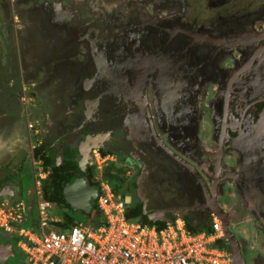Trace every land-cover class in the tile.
<instances>
[{"label":"flooded vegetation","instance_id":"flooded-vegetation-1","mask_svg":"<svg viewBox=\"0 0 264 264\" xmlns=\"http://www.w3.org/2000/svg\"><path fill=\"white\" fill-rule=\"evenodd\" d=\"M231 1L0 0V73L19 77L0 97V136L19 131L27 153L0 192L36 208L34 164L96 186L94 153H109L127 212L208 229L223 209L246 264L238 223L263 259L264 3ZM13 239L0 229L9 264Z\"/></svg>","mask_w":264,"mask_h":264},{"label":"built area","instance_id":"built-area-1","mask_svg":"<svg viewBox=\"0 0 264 264\" xmlns=\"http://www.w3.org/2000/svg\"><path fill=\"white\" fill-rule=\"evenodd\" d=\"M29 129L38 134L33 123ZM94 156L101 172L113 158L101 151H95ZM34 172V224L24 202H0V229L20 237L18 247L26 264H233L232 252L223 245L226 238L218 217L213 216L209 231L192 230L180 216L160 224L128 218L124 198L115 195L102 173L97 177L102 223L75 222L58 230L50 203L43 198L46 174L40 163L34 164ZM51 224L56 230H50Z\"/></svg>","mask_w":264,"mask_h":264},{"label":"trees","instance_id":"trees-1","mask_svg":"<svg viewBox=\"0 0 264 264\" xmlns=\"http://www.w3.org/2000/svg\"><path fill=\"white\" fill-rule=\"evenodd\" d=\"M92 177L95 175H98V170L91 171ZM76 175L64 171V170H55L53 173H51L44 181H43V198L45 201L50 202L53 205H58L60 207V214L62 220V225L58 226V229L64 230L70 225L74 224L75 221L72 219L71 212L74 210L75 212H80L85 218H87V221H84L85 224L89 225H99L103 221V212L98 206V196L94 197L92 199L93 202V208L91 212L86 213L82 210L73 209L72 205L70 203L66 202L65 194L68 189H70L71 185L70 182H73ZM103 178L105 181H108L111 184V187L115 193L116 196H120V190H119V181H120V174L119 169L115 163L107 166L103 171ZM95 185L99 187L100 192V180L97 179L94 181ZM124 198L123 196H121ZM140 213H136L135 216L127 212L128 218H140ZM141 219V222L146 223L149 222L147 219ZM192 230H195L194 228L188 226ZM207 231L210 230V228L206 229ZM16 239V238H15ZM15 242V241H14ZM16 245V243H15ZM16 250H18L16 246ZM17 263L19 264H26V257L25 255H22Z\"/></svg>","mask_w":264,"mask_h":264},{"label":"crops","instance_id":"crops-1","mask_svg":"<svg viewBox=\"0 0 264 264\" xmlns=\"http://www.w3.org/2000/svg\"><path fill=\"white\" fill-rule=\"evenodd\" d=\"M12 5H13V1H12ZM0 37L3 38L1 32H0ZM4 52H5L4 43H2V41L0 40V54L2 53V55H4L3 54ZM5 56H6V54H5ZM18 59H20V62H19L20 63V79H21V81H24L26 78L25 68L26 67L31 68L30 64L32 63V59L29 57V63L30 64L25 62V61H22V58H18ZM33 68H36L34 66V64H33ZM5 73H6L5 77L0 73V97H1V95L4 97L5 94L8 92H10V93L15 92L14 90H11L10 86L15 84L16 79H19L18 76H14V72H12L11 69H8ZM28 75L29 76H27V77H29V78L33 77V73H31V76H30V72H29ZM55 79H57V78H55ZM57 89H58L57 85H54L51 92H57ZM25 147H26L25 146V139L23 137V134L17 130L11 131L9 133L6 131L0 136V176H1L2 181L6 180L7 177L13 176V175L14 176L16 175L17 178L19 179L22 170L24 171L25 167H26L25 161H24L25 154H27L25 152V149H24ZM5 149H6V151H5ZM70 173L76 175L77 177L81 176V174H79V173H74V172H70ZM47 177H45V179ZM17 198H19V197L15 196V195H12V197H10L9 193H6V192L1 193L0 192V202H6L9 205H12L15 202H20V201H18L19 199H17ZM52 207H53V204L50 203V209ZM60 212L61 211L59 209V210L55 211L56 215L52 214V216L56 217V219L58 221V223H56V229H58L59 225H62L63 219L59 216V215H61ZM130 214H132V213H130ZM30 220L32 222L34 221L32 219H30ZM28 222L25 221L26 224H28ZM66 229H64V230H66ZM58 230H60V229H58ZM204 230H206V229H195V231H204Z\"/></svg>","mask_w":264,"mask_h":264},{"label":"water","instance_id":"water-1","mask_svg":"<svg viewBox=\"0 0 264 264\" xmlns=\"http://www.w3.org/2000/svg\"><path fill=\"white\" fill-rule=\"evenodd\" d=\"M261 126L264 129V118L261 120ZM223 133L224 130H223ZM222 149V148H221ZM71 188L66 192V202L70 203L73 209L82 210L86 213L91 212L93 208L92 199L100 194L98 186H92L86 177L75 176L73 182H70ZM21 198V197H19ZM131 197L125 200L126 206H130ZM35 201L33 198L29 200L28 212L32 216L34 215ZM218 217L223 223V230L225 233V238L231 240L234 245L233 254V264H246L241 251L238 247L237 242L234 240L233 234L229 231V216L222 209L214 215ZM34 224V221H33ZM16 256L12 244H5L0 242V264H9V259Z\"/></svg>","mask_w":264,"mask_h":264},{"label":"rangeland","instance_id":"rangeland-1","mask_svg":"<svg viewBox=\"0 0 264 264\" xmlns=\"http://www.w3.org/2000/svg\"><path fill=\"white\" fill-rule=\"evenodd\" d=\"M230 3L231 4H235L236 6L239 5L240 7H242V6L245 7L248 3H253V4L257 3L255 8H259V7L262 6V3H264V0H232ZM0 8H1V4H0ZM105 167H107V166H105ZM96 170H98L97 167H96ZM103 171H102V176H103ZM24 201L27 202V200H24ZM134 202H137V199L136 198H135ZM15 203H18V202H15ZM129 210L130 211H133L132 212V215L135 216V214H136L135 212L137 210L136 211L133 210V209H129ZM35 213H36V208H35ZM50 213L56 215L55 208L52 207L50 209ZM59 216L61 217V215H59ZM71 216H72V219H74L75 222H84V221H87V218H85V216H83L80 212H75L74 210L71 212ZM139 216H141V214H139ZM132 219H136V218L133 217ZM21 226L22 227H26V224L25 223H22ZM54 226H55L54 224H51L50 230H56L54 228ZM231 230L235 233L236 237L240 240V242L242 244V247H243L244 255L247 258V261H248L249 264H252V263L255 264L254 260H257V259H259L260 261H263L264 262V258L262 259V257L258 253V251L255 250L256 251L255 252L252 249V246L250 245V238H247V236H245L246 232H243L245 230H249V227H242L241 228V223H238V224H236V226H231ZM19 239H20V237L18 236L16 239H13V241H15L16 244H18ZM18 251L20 252L19 249H18ZM20 253H21V256L24 255L22 252H20ZM16 264H19V263L16 262Z\"/></svg>","mask_w":264,"mask_h":264},{"label":"bare ground","instance_id":"bare-ground-1","mask_svg":"<svg viewBox=\"0 0 264 264\" xmlns=\"http://www.w3.org/2000/svg\"><path fill=\"white\" fill-rule=\"evenodd\" d=\"M186 42H187V41H186ZM201 44H202V42H201ZM205 52H206V51H205ZM261 52H262V51H261ZM255 55H257V54H255ZM184 61H185V60H184ZM200 63H201V62H200ZM242 71H244V68L241 69V72H242ZM231 81H232V79L230 80L229 85H233V84L231 83ZM228 87H230V86H228ZM261 146H262V147H261ZM263 147H264L263 144H260V145L258 144V148H259V150H260L261 148H263ZM259 150H258V151H259ZM261 150H262V149H261ZM261 150H260V152H261Z\"/></svg>","mask_w":264,"mask_h":264},{"label":"clouds","instance_id":"clouds-1","mask_svg":"<svg viewBox=\"0 0 264 264\" xmlns=\"http://www.w3.org/2000/svg\"><path fill=\"white\" fill-rule=\"evenodd\" d=\"M52 215V214H51ZM175 218V217H174ZM12 234V233H11ZM15 236V238H17V236L15 234H13ZM22 252V251H21Z\"/></svg>","mask_w":264,"mask_h":264}]
</instances>
